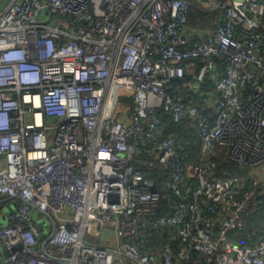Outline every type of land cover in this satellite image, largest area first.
<instances>
[{"label": "built area", "instance_id": "obj_1", "mask_svg": "<svg viewBox=\"0 0 264 264\" xmlns=\"http://www.w3.org/2000/svg\"><path fill=\"white\" fill-rule=\"evenodd\" d=\"M196 5L210 24L192 23ZM220 151L251 189L217 172ZM256 169L264 2L0 0V197L20 199L1 264H264V236L232 235Z\"/></svg>", "mask_w": 264, "mask_h": 264}, {"label": "trees", "instance_id": "obj_2", "mask_svg": "<svg viewBox=\"0 0 264 264\" xmlns=\"http://www.w3.org/2000/svg\"><path fill=\"white\" fill-rule=\"evenodd\" d=\"M260 1L264 2V0H260ZM198 7H200V5H196V10L199 9ZM193 14L194 13H192L191 15ZM217 61L219 64V69L222 70L223 67L221 61L219 59ZM176 83H182V80H174L173 84ZM207 86L208 87L212 86V82L208 81L207 83H203L200 85V88H204ZM192 97L198 98V95ZM164 117L166 119V123L168 124V129L172 130L173 128H178L180 130V133L183 134L179 138L178 145L183 146L185 151L186 150L189 151L190 153L189 156L195 155V153L198 151L199 145L195 144L194 141L191 139L187 140L184 136V135H188L187 133L190 132L189 129L182 128L184 125L182 126L178 125L177 127V125L172 124L170 123V121H168L167 115H165ZM182 153L185 154L184 150ZM221 153L222 152L220 151V154ZM216 161H217V172L219 174L226 175L227 174L226 172L233 171L239 173V175L243 176L244 178L248 177L247 170H241L240 168H238L236 164L226 156V154L220 155L219 158L216 159ZM147 175L153 177L156 181H159L160 178L162 177L161 174L151 171L147 172ZM245 183L247 185V189H251L250 179L245 180ZM258 199H261L262 203L259 202L258 205H255L253 203L249 204L248 209L243 214V218H242L243 226L232 233V235L243 244L253 243L255 241H258L260 238L264 236V201H263L264 193H261Z\"/></svg>", "mask_w": 264, "mask_h": 264}, {"label": "rangeland", "instance_id": "obj_3", "mask_svg": "<svg viewBox=\"0 0 264 264\" xmlns=\"http://www.w3.org/2000/svg\"><path fill=\"white\" fill-rule=\"evenodd\" d=\"M206 6H204V7H198L199 9L195 12V11H193L192 13H194L193 15H191V20H192V23H200V25L199 26H205V25H208V24H210V22H211V19L212 18H215V17H213V15L210 13V12H208L207 10V8L208 7H206ZM201 8H202V10H201ZM208 16V17H207ZM210 16V17H209ZM195 18V19H194ZM193 146V145H192ZM225 153L224 152H222L220 155H224ZM259 169H256L255 171H258ZM257 176H258V178H259V180H260V182H259V186H258V193H257V195H256V197L254 198V204L255 205H258V203L260 202V203H262L261 201V199H258V197H259V195L262 193V192H264L263 190H262V188H261V185H262V183H263V181H264V170H262V169H260L259 170V173L257 172ZM246 178H248V177H246ZM257 178V179H258ZM255 178H252V181L254 180ZM264 201V200H263ZM8 214H9V209L6 207V206H3V207H0V223L1 224H6L7 222H8ZM7 215V216H6ZM6 216V217H5ZM37 216V215H36ZM38 217V216H37Z\"/></svg>", "mask_w": 264, "mask_h": 264}, {"label": "crops", "instance_id": "obj_4", "mask_svg": "<svg viewBox=\"0 0 264 264\" xmlns=\"http://www.w3.org/2000/svg\"><path fill=\"white\" fill-rule=\"evenodd\" d=\"M201 10H202V8H201ZM197 11V10H196ZM195 11V12H196ZM208 11V10H207ZM209 12V11H208ZM211 13V12H210ZM212 14V13H211ZM210 17V16H209ZM194 25H200V23H193ZM223 69V68H222ZM189 80H192V78L191 77H189ZM182 90H183V92L184 93H186V94H188V95H192V96H197L198 95V92L197 91H195L194 90V88H192V87H188V86H185V87H182ZM188 135H184L185 136V138L188 140V139H191V140H193L194 141V143L195 144H198V145H200V139L197 137V136H195V135H193L192 133H187ZM188 142H190V141H188ZM259 171V170H258ZM7 216V215H6ZM5 216V217H6ZM8 217V216H7ZM107 235H111V233H108ZM110 237H112V236H108L107 238L109 239ZM4 251H5V249H3V246H2V242H1V240H0V264L2 263V261H3V259L5 258V257H3V254H4Z\"/></svg>", "mask_w": 264, "mask_h": 264}, {"label": "water", "instance_id": "obj_5", "mask_svg": "<svg viewBox=\"0 0 264 264\" xmlns=\"http://www.w3.org/2000/svg\"><path fill=\"white\" fill-rule=\"evenodd\" d=\"M13 198H9V197H0V207L6 206L8 209H13L15 207H17L20 204V199L16 198L15 200L12 201ZM42 213L48 217L52 223V228L54 230L56 222L54 220V218L47 212L42 211ZM40 235H42V233H40ZM7 251H4L3 257H5L7 255Z\"/></svg>", "mask_w": 264, "mask_h": 264}]
</instances>
